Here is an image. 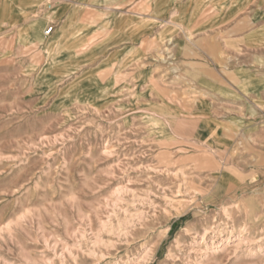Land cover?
<instances>
[{
	"label": "rangeland",
	"instance_id": "1",
	"mask_svg": "<svg viewBox=\"0 0 264 264\" xmlns=\"http://www.w3.org/2000/svg\"><path fill=\"white\" fill-rule=\"evenodd\" d=\"M22 1L0 0V264H264V104L236 108L228 62L183 66L161 36L157 77L109 75Z\"/></svg>",
	"mask_w": 264,
	"mask_h": 264
},
{
	"label": "crops",
	"instance_id": "2",
	"mask_svg": "<svg viewBox=\"0 0 264 264\" xmlns=\"http://www.w3.org/2000/svg\"><path fill=\"white\" fill-rule=\"evenodd\" d=\"M22 2L25 6L23 12L27 13L28 20L32 21L35 14L41 12L42 15L37 18L40 29L53 26L52 38L63 39V45L75 30H78L76 33L83 30L76 36L85 39L86 60H89L87 65L92 68L101 67L109 75L122 70L121 72L134 71L140 77L148 74L155 78L158 76V67L153 64L161 47L157 46V42L160 44L163 41H158L159 37L173 36L171 46L183 66L188 62L208 61L215 66L221 65L220 62H228L230 92L241 95L242 91L250 96L240 104L237 103L236 108H259L261 106L258 102L264 104L261 99L264 82L255 84L247 91L242 88L243 82L249 81L250 77L256 78L259 71L264 70V0ZM143 2L145 12L141 11ZM210 7L214 8L206 15ZM189 30H193L195 39H189ZM143 61H149L148 69L141 68ZM245 71H249L250 76ZM208 72L211 74L212 71ZM199 76L205 77L206 74L199 73ZM213 76L223 77L220 73ZM214 82L217 83L215 78ZM195 107L206 109L200 100ZM199 113L202 114V111ZM235 120L240 122L243 118L238 116ZM203 127L208 130L205 124Z\"/></svg>",
	"mask_w": 264,
	"mask_h": 264
},
{
	"label": "bare ground",
	"instance_id": "3",
	"mask_svg": "<svg viewBox=\"0 0 264 264\" xmlns=\"http://www.w3.org/2000/svg\"><path fill=\"white\" fill-rule=\"evenodd\" d=\"M208 228V227H207ZM204 229V232H203V234H201L200 236H201V239L203 240V242L206 240V238H207V236H208V233L210 232V229ZM211 228V227H210ZM245 230H247L246 228H244V230H243V233H244V231ZM194 236V235H193ZM231 237V236H230ZM229 238V237H228ZM246 239H247V236H246V234H239L238 236H237V241H238V243H245V241H246ZM201 240V241H202ZM233 240V239H232ZM248 241V240H247ZM246 241V242H247ZM206 242V241H205ZM219 242V241H218ZM235 242V241H234ZM232 241H231V238H229V240L228 239H222L221 241H220V243L219 244H215L214 242H212L211 244L209 243V244H206V246H205V249H203L204 247H202L201 249H203V256L205 257V259L206 260H210V259H212V260H216V258H218V254L220 253V252H222V251H224V250H226V249H228V247L230 248V245H232ZM234 244V243H233ZM237 244V243H236ZM235 244V245H236ZM204 245V244H203ZM233 247V246H232ZM235 247V246H234ZM236 247H237V245H236ZM75 248V247H74ZM200 250V249H199ZM205 250V251H204ZM230 250V249H229ZM228 250V251H229ZM201 251V250H200ZM67 252H68V254H70V255H72V253H73V251L71 250V249H67ZM76 252V251H75ZM93 252V251H92ZM91 252V253H92ZM74 254V253H73ZM90 254V253H89ZM77 255V254H76ZM74 256V255H73ZM93 256V255H92ZM79 257V256H78ZM77 257V258H78ZM66 258H67V254H63L62 255V261L64 262V261H66ZM204 260V259H203ZM205 260V261H206ZM61 262V261H60ZM77 264V263H76Z\"/></svg>",
	"mask_w": 264,
	"mask_h": 264
},
{
	"label": "built area",
	"instance_id": "4",
	"mask_svg": "<svg viewBox=\"0 0 264 264\" xmlns=\"http://www.w3.org/2000/svg\"><path fill=\"white\" fill-rule=\"evenodd\" d=\"M52 31H53V26H49V27L45 30V35H49Z\"/></svg>",
	"mask_w": 264,
	"mask_h": 264
}]
</instances>
